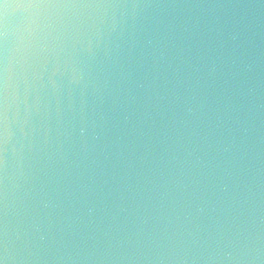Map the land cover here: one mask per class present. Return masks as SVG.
<instances>
[{"label":"clouds","instance_id":"9594fccd","mask_svg":"<svg viewBox=\"0 0 264 264\" xmlns=\"http://www.w3.org/2000/svg\"><path fill=\"white\" fill-rule=\"evenodd\" d=\"M0 264H264V0H0Z\"/></svg>","mask_w":264,"mask_h":264}]
</instances>
